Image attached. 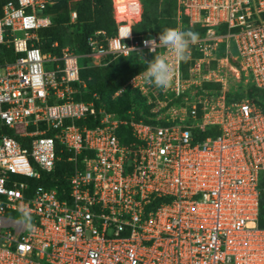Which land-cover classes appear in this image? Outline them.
<instances>
[{"label": "built area", "instance_id": "2783aa9c", "mask_svg": "<svg viewBox=\"0 0 264 264\" xmlns=\"http://www.w3.org/2000/svg\"><path fill=\"white\" fill-rule=\"evenodd\" d=\"M57 2L1 9L0 264H264V111L247 96L264 91V0H176V28L200 37L187 77L169 55L171 87L138 73L112 96L137 90L149 120L107 111L80 79L167 52L133 33L142 0H110L113 34L59 55L38 34ZM229 76L244 88L231 101Z\"/></svg>", "mask_w": 264, "mask_h": 264}, {"label": "trees", "instance_id": "16d2710c", "mask_svg": "<svg viewBox=\"0 0 264 264\" xmlns=\"http://www.w3.org/2000/svg\"><path fill=\"white\" fill-rule=\"evenodd\" d=\"M8 1L15 0H0V15L2 6ZM142 7L141 22L134 27V34L159 35L165 28H176L174 21L176 0H142ZM72 11L76 13V20L73 23L70 22ZM48 13L51 17V25L40 29L38 33L39 47L45 53L51 52L59 55L60 50L65 46L85 51L86 39L94 32L105 31L107 36H111L114 32L110 0H58L54 6L49 8ZM53 44L56 46L52 47ZM152 59L148 56L143 63L134 62L131 58L119 59L116 63L113 62L102 69H83L80 71V79L86 84L91 94L98 95V102L102 103L107 111L115 112L122 117L126 111L133 108L135 118L140 119L136 108L144 104V98L137 90L125 87L116 98L112 96L124 87L132 76L143 72L147 67V62ZM187 63L188 61L182 62L181 68L184 75L187 72L185 66ZM203 87L218 88V85L204 84ZM252 94L256 96L255 102L264 111V91L251 85L247 89V96L253 98ZM136 100H139V103ZM144 109L147 111L145 106ZM30 183L31 185L50 186L49 180L44 175L40 180H33ZM258 226L264 228V192L260 195Z\"/></svg>", "mask_w": 264, "mask_h": 264}, {"label": "clouds", "instance_id": "9594fccd", "mask_svg": "<svg viewBox=\"0 0 264 264\" xmlns=\"http://www.w3.org/2000/svg\"><path fill=\"white\" fill-rule=\"evenodd\" d=\"M129 36L130 32L123 39ZM199 39V34L191 30L184 31L177 28H165L158 36V43L156 39L146 41L145 44L146 46H150L151 52H154L156 47L164 48L167 52L154 55V58L147 62V67L139 74L144 84L161 89L171 87L174 68L169 63L168 56L171 55L177 61L186 62L190 59V45H195Z\"/></svg>", "mask_w": 264, "mask_h": 264}, {"label": "rangeland", "instance_id": "374dc122", "mask_svg": "<svg viewBox=\"0 0 264 264\" xmlns=\"http://www.w3.org/2000/svg\"><path fill=\"white\" fill-rule=\"evenodd\" d=\"M194 55H196V57H197V56H199V53L198 52H194ZM220 58H221V55H219L217 57L218 60ZM118 60L119 59L114 60V63H116ZM133 61L136 62V59H133ZM188 63L185 64V66L187 67L186 68L187 71H188V66H189ZM216 63H218V62L215 61V62L212 63V65H216ZM227 68H228V66H227ZM100 69H102V68H100ZM185 75L187 77L188 73L186 72ZM227 81H228V88L230 87V92L228 93V95L230 97V101L231 100H235L238 97H242L243 94H244V88L242 87L243 84L239 85L238 82L235 81L234 78L231 77V76L228 77ZM247 89H249V86H247ZM252 96H253L254 101H256V98H255L256 96L253 95V94H252ZM136 101H137V103H139V100H136ZM143 105L147 108V111L145 109L143 110V107H144ZM136 109L138 110L139 116L141 117V119L149 120L151 118H155L158 115V114L151 113L150 112L151 111V107H147L145 104H142L140 107H137Z\"/></svg>", "mask_w": 264, "mask_h": 264}]
</instances>
